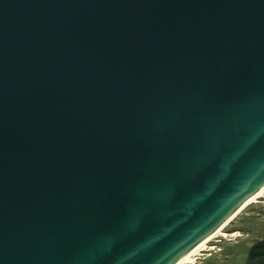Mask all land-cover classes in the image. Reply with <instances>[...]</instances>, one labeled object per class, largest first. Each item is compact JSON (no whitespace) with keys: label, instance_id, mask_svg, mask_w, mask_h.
Masks as SVG:
<instances>
[{"label":"water","instance_id":"water-1","mask_svg":"<svg viewBox=\"0 0 264 264\" xmlns=\"http://www.w3.org/2000/svg\"><path fill=\"white\" fill-rule=\"evenodd\" d=\"M264 185V0H0V264H178Z\"/></svg>","mask_w":264,"mask_h":264},{"label":"rangeland","instance_id":"rangeland-1","mask_svg":"<svg viewBox=\"0 0 264 264\" xmlns=\"http://www.w3.org/2000/svg\"><path fill=\"white\" fill-rule=\"evenodd\" d=\"M227 234L240 233L235 238H219L211 241L215 245L205 253V260L195 264H244L252 245L264 237V197L248 205L225 229Z\"/></svg>","mask_w":264,"mask_h":264},{"label":"bare ground","instance_id":"bare-ground-1","mask_svg":"<svg viewBox=\"0 0 264 264\" xmlns=\"http://www.w3.org/2000/svg\"><path fill=\"white\" fill-rule=\"evenodd\" d=\"M264 197V185L261 186L250 198L249 200L236 211L224 224L217 228L213 233H211L206 239L195 246L178 264H195L198 261L205 260V253H208L211 249L215 250L217 247L215 245L210 246V242L217 240L219 238H235L240 236V233L234 232L227 234L225 232L226 227L236 219V217L250 204L255 203L259 199Z\"/></svg>","mask_w":264,"mask_h":264},{"label":"trees","instance_id":"trees-1","mask_svg":"<svg viewBox=\"0 0 264 264\" xmlns=\"http://www.w3.org/2000/svg\"><path fill=\"white\" fill-rule=\"evenodd\" d=\"M244 264H264V237L255 242L249 249Z\"/></svg>","mask_w":264,"mask_h":264}]
</instances>
